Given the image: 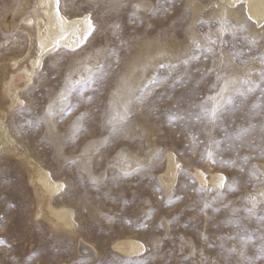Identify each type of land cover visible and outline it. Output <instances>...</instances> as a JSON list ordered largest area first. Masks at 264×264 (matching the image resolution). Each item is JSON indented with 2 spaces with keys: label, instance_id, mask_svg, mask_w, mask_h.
<instances>
[{
  "label": "rangeland",
  "instance_id": "1",
  "mask_svg": "<svg viewBox=\"0 0 264 264\" xmlns=\"http://www.w3.org/2000/svg\"><path fill=\"white\" fill-rule=\"evenodd\" d=\"M21 1L0 0V114L14 139L0 145V264H264V202L248 211L251 197L264 201V22L222 0H61L63 13L88 14L93 28L80 47L49 52L30 82L19 78L22 101L11 108L1 70L30 50L13 23ZM101 67L102 87L77 85L61 104L69 81ZM224 80L235 82L224 94L232 102L212 120L201 105H215L208 97ZM125 104L114 130L107 121ZM15 151L63 184L53 204L74 210V231L36 214ZM171 153L179 167L168 187ZM197 169L224 174V186L200 184ZM125 238L143 251L116 250ZM81 241L98 253L81 252Z\"/></svg>",
  "mask_w": 264,
  "mask_h": 264
},
{
  "label": "bare ground",
  "instance_id": "2",
  "mask_svg": "<svg viewBox=\"0 0 264 264\" xmlns=\"http://www.w3.org/2000/svg\"><path fill=\"white\" fill-rule=\"evenodd\" d=\"M226 5L236 6L243 3L247 14L259 25L264 22V0H222ZM61 0H22L14 14L13 23L21 28L30 39V50L21 58L10 60L2 67V83L5 84L4 92L9 97L11 108L21 103L19 96L18 79L26 77L30 82L34 73L41 67L43 60L49 52L64 47L76 49L87 39L93 25L88 14L69 17L60 8ZM226 10V9H225ZM236 13V11H234ZM2 76V75H1ZM5 114H0V145H12L13 137L4 122ZM15 153L24 159L31 183L34 185L37 201L38 216L55 229H68L74 231L77 223L74 218V210L67 206H55L53 199L62 188L63 184L56 182L48 170L44 169L34 159ZM178 175L177 159L171 153L169 155L167 171L161 175L168 187L174 185ZM197 181L202 185L219 186L224 183L225 175L213 172L210 177L196 170ZM114 248L126 255H133L143 251L144 244L133 238H125L117 241ZM81 252L95 255L98 253L95 247L85 241H81ZM65 264V263H64Z\"/></svg>",
  "mask_w": 264,
  "mask_h": 264
},
{
  "label": "snow or ice",
  "instance_id": "3",
  "mask_svg": "<svg viewBox=\"0 0 264 264\" xmlns=\"http://www.w3.org/2000/svg\"><path fill=\"white\" fill-rule=\"evenodd\" d=\"M196 47L198 48L199 44H196ZM209 51H211V49H209ZM192 59H196V57L193 56ZM261 59H262V61H264V57H261ZM185 63H187V60L185 61ZM99 71L101 73V75L99 77H96L93 74V75H90L87 79L81 78L78 81H74V82L73 81H69L68 85L60 93V98H61L60 102H61V104H64L65 107H68V105H66L64 102L67 101V99L71 95V93L76 90L77 85H80L83 88V87L87 86L89 83L96 84L98 81H100L101 83L99 84V86L102 87V81H103V78H104L105 74L103 72V68L102 67L99 69ZM217 79L219 80L221 78L218 76ZM261 81L264 82V72L261 73ZM234 83H235L234 81L224 80L223 86L220 88V91L218 92L217 96L208 97L209 100L215 101V105L211 109H208L206 107H203V105H201L202 111L205 114L210 115L212 120H215L217 118V115H218L219 111L222 109V107H223V105L225 103H231L232 102V97L230 95L225 97L224 94L229 91L230 86L232 84H234ZM245 83H247V82H245ZM252 90H253L252 88H249V91H252ZM236 91H239V89H236ZM262 91H264V89H262ZM86 99L88 101H93L94 97L93 96H88V97H86ZM140 99H142V98H140ZM75 106L76 105H72L71 107H75ZM71 107H69V111L71 110ZM60 110H61V112H63L64 111V107H62ZM47 113H48V115H53L54 114L53 113V105H51V104L48 105ZM85 115L86 114H82L80 117H78V121L83 120ZM117 117L119 118V120L127 119V117H128L127 104H125V106H124V113L123 114L117 113L116 116L112 117L111 119H109L107 121L108 124L113 125V129L114 130H115V123L117 122ZM79 130H80L79 127H77L76 131H79ZM247 131H248V129H242L241 133L238 134V135H242L243 133H246ZM262 131H264V129H262ZM217 143H219V141H217ZM261 156H264V147L261 148ZM124 174L125 175H130L131 173H124ZM223 186H224V184L221 183L220 187H223ZM260 196L264 197V191H262L260 193ZM261 202H264V201H257L256 197H251L250 198V203L252 204V208H249L248 211L252 212L254 210V208L257 206V204L261 203ZM210 206H211L210 204L206 203L204 207L207 208V207H210ZM234 211H238V210H234ZM259 219L262 222H264V216L259 217ZM205 239H207V237H205ZM261 240L264 241V236L261 237ZM159 243L160 242H157V245H156L157 248L159 247ZM230 251L234 252V251H236V249L232 248V249H230ZM241 255H243V252H241ZM259 255L260 256H264V242H262L260 247H259Z\"/></svg>",
  "mask_w": 264,
  "mask_h": 264
}]
</instances>
